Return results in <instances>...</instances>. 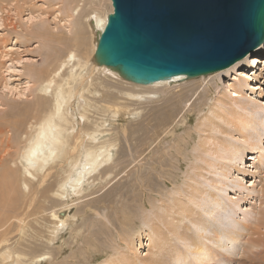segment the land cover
I'll return each mask as SVG.
<instances>
[{
    "label": "bare ground",
    "instance_id": "obj_1",
    "mask_svg": "<svg viewBox=\"0 0 264 264\" xmlns=\"http://www.w3.org/2000/svg\"><path fill=\"white\" fill-rule=\"evenodd\" d=\"M83 2L66 0L69 30L73 31L72 37L66 39L70 41L69 47H74L52 57L45 72H38L36 81L40 95L35 111L26 120L17 117L13 122L21 130L29 123L20 141L26 143L19 152V161L0 165V185H9L16 191L15 196L12 195L15 201L19 197L15 185L19 183L18 187L24 188L23 193H30L29 198L40 192L59 203L52 202L54 205L49 207V219L44 225L47 230L44 236L49 244H54L70 221L75 224L78 213L71 215L70 207L81 198L84 181L94 184L101 175L110 181L118 174L117 165L112 161L119 146L104 136L108 135L110 119L119 116L120 107L109 112V120L103 113L100 120L90 119L92 104L86 96L93 71L101 66L103 70H115L99 65L95 59L96 64L90 66L91 58L78 52L84 48L88 33L86 24L79 28ZM110 6L113 11V4ZM109 14L110 11L98 12L91 21L92 29L98 31L97 43ZM76 16L80 20H76ZM263 50L264 42L232 65L212 72L209 76L215 85L208 83L200 92L201 85H193L195 82L171 86L188 78L180 74L146 85L156 89L163 86L164 91L168 87L170 90L165 91L164 96L160 97L163 93L158 95L157 90L147 89L141 93H125L133 100H162L150 110L135 111L140 115L136 142L129 139L133 133L125 136L130 157L122 163L119 172L137 161L140 166L138 184L135 181L128 189H132V195L140 201L130 213L127 212L130 203H124L122 198L127 192L117 198L122 206L113 209V213L101 211L112 209V202L106 206L94 205L92 213L95 212L98 219L88 228V241L78 254L72 251L65 262L71 259L70 263L81 264L78 260L87 259V264H94L102 259L97 264H264V81L259 82L264 74V68L259 66L264 59L261 58ZM231 72L235 75L233 81L220 85L221 75ZM206 75L192 80L201 78L203 83L208 79ZM174 89L176 91H172ZM78 98L79 114L73 112ZM196 107L200 109L194 128L184 130L181 137L176 138L175 133L183 124H192ZM163 140L165 147L161 152ZM143 160L149 161L147 167ZM186 163H189L188 168L183 171ZM55 169L58 178L51 181ZM38 176L40 182L34 184ZM159 179L161 182L155 183ZM72 195L77 198L69 204L67 199ZM91 200L81 204L84 209L93 206ZM57 205L61 207L54 210ZM137 219L142 224L139 228L135 226ZM22 220L17 218L16 227L21 235L18 240L10 244L12 238L3 233L0 246L5 247L0 248V264H42L52 257V263L57 262L65 248H59L58 253L54 250L40 253L37 248L25 251L11 247L24 245ZM123 227L127 228L124 232ZM82 233L80 227L73 232V243H77ZM92 246L98 250L91 249Z\"/></svg>",
    "mask_w": 264,
    "mask_h": 264
},
{
    "label": "rangeland",
    "instance_id": "obj_2",
    "mask_svg": "<svg viewBox=\"0 0 264 264\" xmlns=\"http://www.w3.org/2000/svg\"><path fill=\"white\" fill-rule=\"evenodd\" d=\"M83 3V19L82 22H80L79 28L81 29L82 26L86 24L88 33L86 34L87 40L84 48L82 47V49H80L78 52L85 57H89V59L91 58L90 66H92L96 64V62L93 60L96 50L95 43L97 44L95 39L97 37L96 35L98 34V31H96V29H92L91 21L98 12L103 13L105 11H110L111 13L112 6L110 5L112 0H84ZM66 4V0H0V165L2 163L10 165V163L13 164V161H19V155L23 149V145H25L24 143H26L25 141H20L25 136V131L27 130L29 123L26 125V129L21 130L14 126L13 122L17 117H19L20 120H26L35 111L34 108L37 104V101L39 100L38 96L40 95L36 81L38 72H41V70L45 72L46 66L53 60L52 57L62 55L66 53L69 48L74 47H69L70 41L66 39L70 38V36L72 37L73 35V31L69 30V24L71 23L69 22V16H67L69 13H67L68 10H66ZM75 18H77L76 20H78V18L80 20V17L76 16ZM66 19L68 20L66 21ZM261 54V58L264 57V50L261 52ZM243 64L245 65L244 62ZM259 66L264 68V59L263 62L259 64ZM103 68L104 67L101 66V68L92 72V84L89 85V92H86V96L90 99V103L92 104V108L89 112L90 119L95 120L99 118L100 120V117L103 113L109 120V112L118 106L120 107L119 116H117L114 120L110 119L108 122L109 125H107L109 128L108 135L104 136V138L109 137L119 146L117 150L114 151V160L112 161V164L117 165L116 169L118 171L116 172H118V174L115 177H111L113 179L110 181L103 179L102 175L100 176L99 180L94 182V184H90V181L86 180L84 181V185L82 187L83 190L81 189L80 191L81 198L76 199L77 197L72 195V197L67 199L69 204L72 203V199H76L70 207L71 215L78 213V218L76 217L75 224L70 221V223L60 231L58 239L54 241V244H49V242L46 241L47 237L44 236L47 234V230L45 228L46 226L44 225L47 224L49 219L47 218V215L49 217L50 214L49 207L54 205L52 202H58L53 197L49 198L46 195H42L40 192L29 198L30 193H23L24 188L20 189L18 187L19 183H17L15 187L19 189L18 202L14 200L16 191H14L12 187H8L9 185H3L2 187V185H0V240L4 234H6L5 236H8V238H12L10 244L15 242L16 239L18 240L20 238L19 236L21 235L18 231V227H16L18 226L17 218H22V223L25 227L22 240L24 245L13 244L11 246L12 248L18 247L19 249L22 248L25 251H30L37 248V252L40 253L53 250L54 252L58 253L59 248H65L64 251L61 250L62 254L60 253L59 256L57 255V262L52 263V257L51 261L48 260L42 264H50V262L51 264H57L58 262H60L59 264H73V262L70 263L71 259L69 262H65L66 257H68L73 252H77L78 254V252H80L82 247H84L85 243L88 241V228L91 227V223L93 224L98 219L97 214L95 212L92 213V210L95 207L94 205L101 204L106 206V204L112 202V209L109 210L107 208H103L101 211L106 210V212L113 213V209L122 206V203H119L117 200L120 196H122L124 193L126 194L127 192V194L122 198H124V203H130V206L127 208V212L130 213L137 207L136 205L138 204L136 203L140 201L137 196L132 195L133 190L128 189L132 187L134 183L137 182L136 184H138L137 175L140 166L137 164V161L135 163L133 162L127 168L119 172L122 168V163L130 157V151L126 145L125 136L128 134V132L133 133L132 135H129V139L130 141L133 140L136 142L139 139L140 133V131H138V129H140V115L135 111H138L139 113V111L143 110L144 108L150 110L153 107L159 106L162 100L149 101L148 99L146 100L144 98H140V100H133L128 99L125 93H141L143 90V92H145V89H147L146 91L157 90V94L163 93L160 95L158 94L161 97L166 94L164 93L165 91L170 89L167 87V89L164 91L163 86H161L162 88L158 87L156 89V87L153 88L152 86L147 87L145 84H135L134 82L124 79L117 72L111 69L109 70V68L108 70H103ZM211 74L213 73L206 75L208 79H206V81L203 83L201 78L198 80L186 78L185 80L171 84V86L176 87L178 85H188L195 82L193 85H201L198 89V92H200L208 83L213 86L215 85L212 84L213 79L211 76H209ZM231 74L232 72L229 74L230 76L228 74H222L221 82L219 80L220 85L224 81H233L232 77L235 75ZM263 81L264 74L259 82L262 83ZM253 83H255V81H253ZM262 85L264 88V84ZM82 86H80V88H82ZM172 91H176V89ZM93 93H95V95H93ZM196 95L191 98L192 101H194ZM262 99H264V97ZM50 102L51 101H48L47 103L51 104ZM75 102L76 100H74V103ZM207 102L210 103L211 100L209 99ZM79 104L80 99L78 98L77 102L73 105L74 108L76 107L75 110L72 109V111L74 110L73 112L78 111L80 107ZM199 109L200 107H196V109L193 110L194 112H191L193 117L192 124H186L185 126L183 124L181 128L175 133L177 135L175 136L176 138H178V136L181 137L184 130L194 128L197 122V113ZM88 126L92 128L90 123H88ZM163 138L164 136H162V139ZM163 143L164 140L161 143V152H163L165 147V143ZM142 163L143 165L145 164V167L149 165V161L143 160ZM188 164L189 163H186L183 171L188 168ZM57 171V169L54 170L55 174L51 178V181H57ZM181 172L182 171H180V173ZM38 178L39 180H34V184H38L40 182L41 178L39 176ZM91 179L93 180V178ZM156 182H161V180H155V183ZM12 195L14 196L12 197ZM90 198L93 200H91L93 206L89 205L86 209H84L83 205L81 204L90 200ZM135 199L138 200L136 201ZM60 207L61 205H57L55 206L54 210L59 209ZM60 213H62V211ZM4 220H6V223ZM136 221H138L135 224L136 228L142 226L140 219H137ZM7 224H11V226ZM3 225L4 227L6 225V227L4 228ZM79 227L82 229L83 233L81 234V237L77 243H73V232ZM86 228L87 230H85ZM126 229V227H123L122 232L126 231ZM145 243L146 240L144 241V244ZM137 244H139L138 241ZM2 247H5V245L0 246V248ZM96 248L95 246L91 247L93 250H98V248ZM140 250H144V248H141ZM86 260L87 259H80L78 261H81V264H87ZM97 260L96 262L94 261V264H97V262H100L102 259L98 261Z\"/></svg>",
    "mask_w": 264,
    "mask_h": 264
},
{
    "label": "water",
    "instance_id": "obj_3",
    "mask_svg": "<svg viewBox=\"0 0 264 264\" xmlns=\"http://www.w3.org/2000/svg\"><path fill=\"white\" fill-rule=\"evenodd\" d=\"M94 59L153 84L226 68L264 42V0H112Z\"/></svg>",
    "mask_w": 264,
    "mask_h": 264
}]
</instances>
